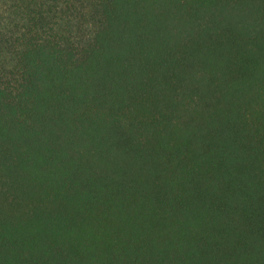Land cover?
<instances>
[{"label":"trees","instance_id":"16d2710c","mask_svg":"<svg viewBox=\"0 0 264 264\" xmlns=\"http://www.w3.org/2000/svg\"><path fill=\"white\" fill-rule=\"evenodd\" d=\"M0 264H264V0H0Z\"/></svg>","mask_w":264,"mask_h":264}]
</instances>
